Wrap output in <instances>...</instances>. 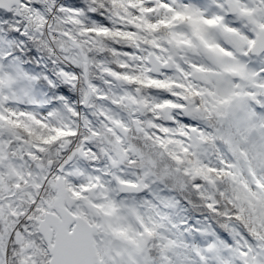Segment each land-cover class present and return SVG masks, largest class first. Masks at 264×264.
Listing matches in <instances>:
<instances>
[{
  "label": "snow or ice",
  "instance_id": "1",
  "mask_svg": "<svg viewBox=\"0 0 264 264\" xmlns=\"http://www.w3.org/2000/svg\"><path fill=\"white\" fill-rule=\"evenodd\" d=\"M18 2L17 15L22 14L21 9L31 12L34 7L29 0ZM94 4L90 11L105 7L104 0H94ZM108 4L109 19L118 18L128 30L96 21L85 24L78 19L83 15L79 7L61 5L59 11L68 15L59 19L80 25V34L130 37L128 42L134 48H142L139 42H144L149 47L143 59L151 62L152 70H171V75L154 78L105 69L114 77L155 85L164 93L159 103L151 104L156 119L144 123L171 135L150 133L136 116L131 119L152 140V147L163 149L159 156L167 154L177 161L175 169L160 165L165 175L182 187L187 183L184 177L193 180L191 187L207 215L196 217L199 227L176 221L171 209L179 201L152 192L151 198L143 197L142 204L125 200L127 215H119L128 223L110 225L113 239L101 242L94 221L102 205L89 195L92 186L102 182L100 167L91 164L93 171H89L72 163L77 153L92 162L98 156L93 149L79 145L54 169L51 161L49 166L40 162L32 148L44 149L18 131L23 128L31 135L33 129L10 118L34 117L4 107L5 100L19 97L17 77L0 64V264H178L174 258L180 257L178 247L192 253H184L180 264H264V0H108ZM36 12L41 21L46 19L38 9ZM64 35L82 47L71 32ZM92 42L98 48L105 46L95 37ZM111 51L118 50L113 47ZM122 51L125 56L134 55ZM83 55L86 64L87 54ZM128 98L149 105L143 96ZM113 103L120 101L113 99ZM105 116L104 127L115 136L117 151L126 153L120 147L117 128L127 131L129 125ZM161 116L171 123H159ZM90 131L92 136L100 135L95 129ZM175 134L186 140L176 139ZM169 144L179 145L195 160L180 168L182 157ZM134 150L148 166L147 177L158 161L150 152ZM101 151L113 165L118 163L107 149ZM209 153L205 163L203 157ZM30 161L36 162L35 167ZM116 179L129 186L125 191H151L146 180ZM109 205L114 210L121 207L116 201ZM181 224L187 225L181 232L191 231L199 239L189 245L174 238V230Z\"/></svg>",
  "mask_w": 264,
  "mask_h": 264
},
{
  "label": "clouds",
  "instance_id": "2",
  "mask_svg": "<svg viewBox=\"0 0 264 264\" xmlns=\"http://www.w3.org/2000/svg\"><path fill=\"white\" fill-rule=\"evenodd\" d=\"M29 3H32V0H29ZM104 4L105 7H98L97 11L104 10L106 18L110 21L108 26L110 28H124V24L114 23L109 19L111 5L108 4V0H104ZM4 5H8V7H4ZM19 8L18 0H2L0 3V64L5 70L17 77L16 95L19 97L18 99L5 100L3 102L4 107L13 108L17 113L32 114L34 119L28 115L10 116V118L19 119L33 129L31 135L23 128H19L18 131L23 134L26 140H31L33 145H40L44 149V151H40L39 148H32L41 157L40 162L46 166H49V161H51L50 167L54 169L58 164L63 163L65 157L70 155L79 145L93 149L98 156L96 162L101 165L99 174L102 182L99 186L93 185L89 192V195L102 205L97 210L94 221L98 224L97 238L101 242L106 239H113L110 225L128 223V220L119 215V213L127 215L128 210L123 207L125 200L129 204L143 203L144 194L139 191H125L124 189L129 186L121 184L116 179L117 176L136 182L146 180L156 193L163 190V196L175 197L181 201L190 198L192 201L202 204L200 198L195 194V190L191 187L192 179L184 177L187 183L186 186L182 187L164 174V169L160 165L167 164L170 169H175L177 161L167 154L162 157L159 156L158 153L163 149L159 146L152 147V140L146 139L143 131H137V125L131 119L132 116L139 117L143 128L150 133H157L161 137L171 135L149 128L144 123L148 119H156V117L151 108L128 98L138 85L125 83L123 80L112 82L113 76L110 72L105 71L106 68H111L118 72L142 75L144 74L142 71H138L132 66L142 67L144 63H150L152 67L151 62L131 59L128 56H116L108 51L98 52L96 45L92 42L93 37L97 40H103L107 44H113L116 37H105L96 33L81 35L79 32L80 25L65 23L66 20L59 19V17H66L68 15L66 12L43 13L46 19L41 21L39 13L36 12V7H33L31 12L28 9H21L22 14L17 15ZM40 13L42 12L40 11ZM65 30L71 32L82 47L74 45L72 40L64 35ZM145 47L147 46L145 45ZM130 49L131 52L137 51L135 48ZM84 53L87 54L88 58L86 64ZM140 55L143 56L145 53L141 52ZM37 58L43 59L45 63V67L38 71L32 63ZM100 61L104 63H100ZM113 61H123V64L127 63L132 66L119 67L118 63ZM150 75L155 76L156 73L152 72ZM41 77L43 80L40 79ZM37 82L41 86H44L45 83L47 85L63 84L70 89V98L56 95L57 90L55 88H50L49 91L52 95L45 97L30 94V91H25L22 86ZM144 91H154L156 97L164 95L163 92L155 89H144ZM116 92H123L124 94L117 96ZM140 97L139 92H137V100ZM113 99L120 101V103H113ZM173 99L175 98L173 97ZM156 111L163 113L165 109H157ZM171 111L178 118H181L179 111L175 109ZM105 113L129 125L127 131L117 128L122 137L120 147L127 149L126 153L117 151L115 136L106 131L104 127L107 119ZM158 122L171 123L163 119L162 116ZM109 123L111 122L109 121ZM113 127L116 126L113 125ZM90 129H95L100 135L92 136ZM175 135L176 139L186 140L179 134ZM88 136H92V138L84 141L83 138ZM129 145L133 147H129ZM102 148L107 149L108 153H111L118 163L113 165L108 159L107 153L101 151ZM169 148L176 150L177 155L182 157V162L179 163L180 168L189 166V161L195 160L191 153H184L177 144H169ZM134 149L142 150L145 153L150 152L158 161V166L152 168L151 174L147 177L144 176V172L148 166L146 162H142L140 155ZM25 158L27 159V157ZM79 160L81 158L77 153L72 163L75 164ZM203 161L207 163V157H203ZM35 163L30 161L33 167H35ZM105 169L108 170L107 174H105ZM89 171H93L90 165ZM197 182L205 183L203 180ZM109 201H116L121 207L114 210L110 207ZM200 210L207 212L203 207ZM129 219H131L130 216ZM153 254L155 255V253Z\"/></svg>",
  "mask_w": 264,
  "mask_h": 264
},
{
  "label": "rangeland",
  "instance_id": "3",
  "mask_svg": "<svg viewBox=\"0 0 264 264\" xmlns=\"http://www.w3.org/2000/svg\"><path fill=\"white\" fill-rule=\"evenodd\" d=\"M34 2H35V4H34ZM59 2H61V3H59ZM64 2V0H61V1H59V0H32V5L34 6V7H36L39 11H41L42 12V14L43 13H47V12H58V10L60 9V6L62 5V4H64L63 3ZM41 6H43V7H41ZM64 6V5H63ZM75 7V5L73 6V8ZM81 17V19L80 20H82L85 24H90L92 21H96L97 23H100V24H104V22L102 23V21L100 22V21H98V20H90L91 22H89L88 23V20L82 15V16H80ZM114 21V23H118L117 21H118V18L117 19H114L113 20ZM65 23H69V24H72V23H74V22H72V21H64ZM105 25V24H104ZM124 30H128V29H126L125 27L124 28H121V31H124ZM65 32H69V31H67V30H65ZM81 35H83V34H81ZM117 41H121V40H119V39H117ZM129 44H130V47H129V44H128V47L126 46V47H123L124 45H122V47H119L118 46V51L116 52V53H113L112 51H111V53L113 54V55H116V56H120V57H123V56H125L124 55V51H122V50H126V51H128V52H131L130 50V48H134L133 47V44L132 43H130V42H128ZM139 43H141L142 44V48L144 49V50H142V48H135L137 51H135V52H132V53H134V55L133 56H128V57H130L131 59H137V60H141V61H144V59H143V57H145V56H147L148 55V52H147V48H148V45L146 44V43H144V42H139ZM145 45L147 46V47H145ZM114 47V45L112 46V47H109L110 48V50H111V48H113ZM114 48H117L116 46L114 47ZM97 49V48H96ZM98 50V49H97ZM98 52H104V51H101V50H98ZM141 52H143V53H145V55H140V53ZM114 63H117V61H113ZM93 63H96V61H93ZM100 63H104L103 61H100ZM45 64V63H44ZM44 64L42 63V66H44ZM118 66L119 67H129V66H132V65H129V64H127V63H124V64H119L118 63ZM132 67H134V68H136V69H138V71H142L143 73H144V75H150V72H149V67H148V65H147V63H144L143 64V66L142 67H140V66H132ZM113 71H117L116 69H113ZM111 74V73H110ZM129 75H133V73H128ZM112 75V74H111ZM164 75H171V70H169V71H167V72H161L160 73V75H158V76H153V75H150V76H152V77H154V78H164ZM113 78H114V80L112 81V82H114L115 80H123L125 83H128L129 84V82L130 81H127V80H125V79H123V77H119V78H117V77H114L113 76ZM106 83H111V82H109V81H105ZM23 87H24V89H25V91H30V94H38V96H40V95H42V96H45V97H48V96H51L52 94H51V92L49 91V89L50 88H55L57 91H56V95H59V96H64V97H66V98H70L69 97V92H70V89H68L65 85H61V89H63V90H61L60 88H57V84L56 83H54L53 85H46V86H49V88H42L41 90H40V88H41V86L38 88V87H35V88H33V87H28V86H26V85H22ZM170 87H171V85H170ZM115 91V90H114ZM159 91H161V89L159 90ZM135 92L136 91H134V92H131V95L132 96H135L136 97V94H135ZM124 93L123 92H116V95L117 96H120V95H123ZM139 94H140V96H143L145 99H147V100H149V101H151V104L152 103H159V97H156L155 96V92L154 91H148V92H144L143 90H141L140 89V91H139ZM121 103H123V102H121ZM151 104H149L147 107H149V108H151ZM114 118H116V117H114ZM138 119H140L139 117H137ZM211 155H212V153H209L208 154V157H207V160H208V158H210L211 157ZM91 164H96V165H98L99 167L101 166L99 163H97L96 161H94V162H92V161H86V160H79V161H76L75 162V164H74V166H79V167H82V168H85V169H87V170H89V165H91ZM152 192H155L154 190H152L151 189V191H149V190H145L144 192H143V194H144V197H149V198H151V195H152ZM156 193V192H155ZM156 194H158V195H164V192H163V190H161V192L160 193H156ZM176 221H177V218H174ZM185 228V227H184ZM180 227H179V229H177V230H174V233H173V235H174V238H176L177 240H180V241H186V242H188L189 243V245L192 243V242H195L196 240H198L199 239V237L196 235V234H193V235H191L190 233H188V232H181L180 231ZM183 229V228H182ZM176 251L177 252H179L180 253V257H179V261L183 258V254L184 253H188V255H192V253H190L189 252V250L188 249H186V248H182V247H178L177 249H176Z\"/></svg>",
  "mask_w": 264,
  "mask_h": 264
},
{
  "label": "trees",
  "instance_id": "4",
  "mask_svg": "<svg viewBox=\"0 0 264 264\" xmlns=\"http://www.w3.org/2000/svg\"><path fill=\"white\" fill-rule=\"evenodd\" d=\"M34 4H35V2H34ZM74 5H75V7H79V8L83 9V16L88 20V23L91 22L90 20H98L100 22L102 21V23L104 22L105 25H109L110 21L106 18V14H105L103 9H101L100 11H90L89 10L90 8L95 7L94 0H68V3L64 4V6L68 7V8H73ZM58 12H60V11L58 10ZM78 19H81V17H78ZM114 19H117V18H113L112 21ZM117 39L121 40L122 43H121V41L120 42L117 41ZM130 39H131L130 37L116 36V39L114 40L113 44H107L104 42L105 46L103 48H98V47H96V48L98 50L108 51L111 53V50L109 47H112L113 45H114V47L115 46L117 47L116 49H118V46L122 47V45H124L123 47H126V46L128 47V44H129L128 41ZM129 47H130V44H129ZM42 61H43V59H41V58H37L36 60L32 61V63L36 66L37 71L40 68H44L41 65ZM40 79L43 80V77H41ZM132 83L137 84L138 85L137 88H139L143 91H144V89H155L156 91L160 90L155 85H141V84H139L138 81H130L129 82V84H132ZM24 85L28 86L29 88L30 87H33V88L38 87L39 88L41 86L39 82L32 84V85H27V84H24ZM46 85L47 84L45 83L44 86H41L40 90L44 87L49 88V86H46ZM60 86H61V84H57V88H60ZM178 201H179V203L177 204V206L174 209H171V214H172L173 218H177V221L186 220L187 225H193V224H197L196 217L207 215L206 211L200 210L203 207L202 204H198L195 201H192L190 198L188 200H185V201H181V200H178ZM187 225H184V227H187ZM199 226L200 225L197 224V227H199ZM188 233H190L191 235L195 234V233H192L191 231H189ZM196 235L199 237L198 234H196ZM174 258L177 259L178 264H180L179 257H174Z\"/></svg>",
  "mask_w": 264,
  "mask_h": 264
},
{
  "label": "water",
  "instance_id": "5",
  "mask_svg": "<svg viewBox=\"0 0 264 264\" xmlns=\"http://www.w3.org/2000/svg\"><path fill=\"white\" fill-rule=\"evenodd\" d=\"M147 64H148V66H149L150 73L155 72V73H156L155 76L159 75L160 72L164 71L163 69H162L160 72L153 71V70H152V67L150 66V63H147ZM165 107H167V106H165ZM143 191H144V190H141V191H139V192L142 193Z\"/></svg>",
  "mask_w": 264,
  "mask_h": 264
},
{
  "label": "bare ground",
  "instance_id": "6",
  "mask_svg": "<svg viewBox=\"0 0 264 264\" xmlns=\"http://www.w3.org/2000/svg\"><path fill=\"white\" fill-rule=\"evenodd\" d=\"M43 63H44V61H42ZM179 227L182 229V228H184V225L183 224H181V225H179ZM179 229V228H178Z\"/></svg>",
  "mask_w": 264,
  "mask_h": 264
},
{
  "label": "flooded vegetation",
  "instance_id": "7",
  "mask_svg": "<svg viewBox=\"0 0 264 264\" xmlns=\"http://www.w3.org/2000/svg\"><path fill=\"white\" fill-rule=\"evenodd\" d=\"M135 94H136V92H135Z\"/></svg>",
  "mask_w": 264,
  "mask_h": 264
}]
</instances>
